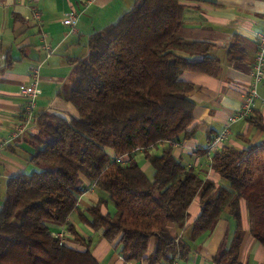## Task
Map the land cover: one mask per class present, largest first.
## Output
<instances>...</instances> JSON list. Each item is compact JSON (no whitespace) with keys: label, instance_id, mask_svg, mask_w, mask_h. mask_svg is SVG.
I'll use <instances>...</instances> for the list:
<instances>
[{"label":"trees","instance_id":"trees-1","mask_svg":"<svg viewBox=\"0 0 264 264\" xmlns=\"http://www.w3.org/2000/svg\"><path fill=\"white\" fill-rule=\"evenodd\" d=\"M183 9L181 0H135L117 22L90 36L89 54L75 61V75L63 94L78 115H35L39 131L30 135L34 152L29 161L38 169L7 181L0 264H101L90 250L91 239L68 221L87 182L102 195L80 217L94 231L102 230L126 261L173 264L188 256L193 242L212 232L230 207L235 233L215 259L216 264H241L242 198L250 210L251 232L264 244V142L213 152L211 166L227 186L204 179L173 152L174 143L194 138L198 130L196 102L188 94L194 84L182 80V73L214 74L219 63L209 54L210 43L183 41ZM246 120L264 131L260 112ZM161 144L159 153L152 150ZM140 148L155 170L153 179L133 158ZM201 152L208 154L210 146ZM122 155L132 156L131 161L118 162ZM200 189L202 210L186 227L189 237L173 234L167 225L185 226ZM108 204L114 205L113 214L102 212ZM50 222L64 223L85 249L53 234Z\"/></svg>","mask_w":264,"mask_h":264},{"label":"crops","instance_id":"crops-1","mask_svg":"<svg viewBox=\"0 0 264 264\" xmlns=\"http://www.w3.org/2000/svg\"><path fill=\"white\" fill-rule=\"evenodd\" d=\"M135 0H0V210L5 197L8 179L20 172H32L38 167L29 160L34 152L30 135L39 131L32 122L28 130L18 139L11 140L15 127L22 121L26 95L21 90L32 82L31 68L40 64L38 88L41 90L35 115L54 112L66 117L77 116L76 108L67 102L63 94L69 91L75 75V61L89 54L88 41L92 34L115 23L134 6ZM184 7L180 36L186 43H210L209 54L218 58L214 74L185 71L181 78L194 84L188 93L196 102L194 122L198 130L194 138L173 144L174 154L186 161L204 179L217 186H227L226 181L212 166V154L223 146L246 149L250 144L264 142V131L255 128L245 118L230 126L228 137L217 149L202 154L213 139L226 127L229 118L241 108L252 83V69L258 49L259 34L264 30V0H181ZM41 13L40 21L33 18V8ZM77 12L76 30L70 31L64 19ZM47 42L51 52L44 48ZM180 55L194 60L202 59L199 54ZM260 99L253 113L260 112L264 119V78L259 84ZM252 113V114H253ZM165 145V144H164ZM163 144L152 149L157 152ZM132 156L124 155L123 163ZM143 171L153 179L155 170L145 158L144 151L133 157ZM89 184L80 196L79 208L74 210L68 221L87 239H91L90 250L101 264H139L126 261L102 233L94 231L84 219L81 211L92 207L102 195L95 184ZM189 207V218L180 228L169 223L167 228L180 237L185 236L201 213V196ZM243 241L238 261L241 264H264V244L251 232L250 210L244 198L240 200ZM104 214L115 212L113 204L103 205ZM237 222L227 207L214 230L193 242V251L178 264H216L218 257L228 249L233 239ZM53 234L78 249H85L61 222H50ZM155 240L150 242V252ZM147 264V263H144Z\"/></svg>","mask_w":264,"mask_h":264},{"label":"built area","instance_id":"built-area-1","mask_svg":"<svg viewBox=\"0 0 264 264\" xmlns=\"http://www.w3.org/2000/svg\"><path fill=\"white\" fill-rule=\"evenodd\" d=\"M33 18L36 21H40L41 13L39 9L34 7L33 9ZM78 13L72 12L69 14L65 19L64 23L69 27L70 31L76 30V24L78 22ZM44 48L48 49L51 52V46L47 42L44 43ZM40 64H35L31 68V78L32 82L30 85L25 86L22 88L21 92L26 95V102L24 105V113L22 121L15 127L14 131L11 134V140H16L20 138L27 130L28 127L35 119V108H36V101L41 92L38 88V82L40 79ZM252 83L247 91L246 99L244 100L241 108L237 111L234 115H232L224 130L218 134L213 141L210 143V150H215L222 143L230 133V126L234 122L239 119L248 118L252 115L254 111V107L258 99H260L259 93V84L262 82L264 78V30L259 34V42H258V49L255 56L253 69H252ZM3 145V142H0V147ZM142 150L141 148L138 151ZM123 156H118L117 161L123 162ZM61 238V235H58ZM62 239V238H61ZM173 264H178V260H175Z\"/></svg>","mask_w":264,"mask_h":264},{"label":"rangeland","instance_id":"rangeland-1","mask_svg":"<svg viewBox=\"0 0 264 264\" xmlns=\"http://www.w3.org/2000/svg\"><path fill=\"white\" fill-rule=\"evenodd\" d=\"M160 151V150H159ZM159 153V152H158ZM184 163H186V161H184ZM226 181V180H225ZM226 183L228 184V182L226 181ZM185 239H187L189 237V229L186 231L185 233Z\"/></svg>","mask_w":264,"mask_h":264}]
</instances>
